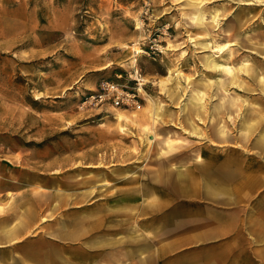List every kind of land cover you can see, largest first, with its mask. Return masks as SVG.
Here are the masks:
<instances>
[{
  "label": "rangeland",
  "instance_id": "1",
  "mask_svg": "<svg viewBox=\"0 0 264 264\" xmlns=\"http://www.w3.org/2000/svg\"><path fill=\"white\" fill-rule=\"evenodd\" d=\"M103 81L135 91L140 108L81 107ZM263 99L264 0H0V152H12L0 161V230H38L21 239L35 237L30 254L0 246V264H146L141 245L165 247L168 226L179 230L201 167L213 184L252 166L258 155L237 130ZM84 191L113 195L103 200L112 232L64 241L52 232L86 214L68 211ZM93 235L123 243L78 258L74 244Z\"/></svg>",
  "mask_w": 264,
  "mask_h": 264
},
{
  "label": "crops",
  "instance_id": "2",
  "mask_svg": "<svg viewBox=\"0 0 264 264\" xmlns=\"http://www.w3.org/2000/svg\"><path fill=\"white\" fill-rule=\"evenodd\" d=\"M260 106H263L260 113L249 110V114H244L237 130L242 139L250 140L247 147L258 155L256 158L252 156V160H254L252 166L246 171L242 169L225 171L220 182L213 184H209L207 178L208 175L216 173L212 171L214 169L208 166L201 167L203 170L202 173H199L202 182L201 188L185 193L184 203L187 207L189 204L190 212L186 209L182 225H180L181 220H179L178 226L174 225L179 230H173L172 225L168 226L169 238L165 247L141 245V249L148 250V254L144 256L148 257L146 259L141 258L142 261L146 260V264H159L158 256L163 251H166L168 257L167 264H264V163L261 164L263 175L259 174L262 170L256 166L258 159L264 160V99L261 100ZM218 116L219 118L223 117L221 114ZM225 132V126H222L214 134L217 138L225 139L230 134V129L229 132ZM152 140H147V143H152ZM226 141L228 140L224 142ZM240 146L242 145L239 144L238 147ZM172 149L173 146L166 149L168 156ZM8 153L12 152H0V161L5 160L3 155ZM195 159L199 166L203 164L200 155L196 154ZM169 166L174 168L172 164L167 167ZM7 173H9V168L0 169V177L6 178ZM170 173L169 171L167 175ZM153 176L158 177L156 174ZM83 182L85 181L79 180L76 185ZM0 186H8V184L0 183ZM92 186L95 185L89 187ZM128 190L131 188L123 187L120 189L117 193L119 194L118 201L128 198L126 193ZM6 191L8 188H2L0 194ZM86 192L81 193L80 200L73 203L74 206L71 205L73 207L68 209L69 212L86 213L79 214L73 219L76 228L73 225L66 226V223L60 220L57 229L52 232L61 236L64 241L78 242L79 236L90 231H98L100 234L112 232L111 225H109L112 220L110 215L112 209H109L104 201L113 195L99 198L102 202L98 203L99 199L94 200L93 193ZM144 200L145 198H143ZM99 213L104 215L99 216ZM42 220L45 218L43 217ZM85 223L88 225H84ZM37 231L34 228L26 232H29L31 236H36ZM26 232L24 226L20 224H7L0 230V246L9 247L6 248L7 250H25L26 253L30 254L29 247L36 245L37 242H31L35 237L29 238L27 242H22L21 239ZM133 233L135 239L138 240L140 234L137 226H135ZM93 236L84 240L83 243L81 242L85 244V248L79 247L78 243L74 244L78 258H82L83 255H97L99 253L95 249L97 247L115 246L123 243L122 236L116 238L108 235ZM23 255L22 260L25 261L27 257L25 253ZM15 261L17 264H22L18 258H15ZM96 263L108 264L104 259L97 260Z\"/></svg>",
  "mask_w": 264,
  "mask_h": 264
},
{
  "label": "built area",
  "instance_id": "3",
  "mask_svg": "<svg viewBox=\"0 0 264 264\" xmlns=\"http://www.w3.org/2000/svg\"><path fill=\"white\" fill-rule=\"evenodd\" d=\"M111 107L140 108L139 97L135 91H125L118 83L103 81L99 88L84 94L81 107Z\"/></svg>",
  "mask_w": 264,
  "mask_h": 264
},
{
  "label": "bare ground",
  "instance_id": "4",
  "mask_svg": "<svg viewBox=\"0 0 264 264\" xmlns=\"http://www.w3.org/2000/svg\"><path fill=\"white\" fill-rule=\"evenodd\" d=\"M140 85H142V83H139ZM141 88H139V90H140Z\"/></svg>",
  "mask_w": 264,
  "mask_h": 264
}]
</instances>
